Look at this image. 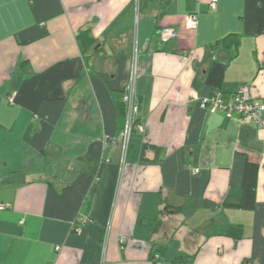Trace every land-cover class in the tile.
<instances>
[{
  "label": "crops",
  "instance_id": "1",
  "mask_svg": "<svg viewBox=\"0 0 264 264\" xmlns=\"http://www.w3.org/2000/svg\"><path fill=\"white\" fill-rule=\"evenodd\" d=\"M212 1L0 0V264H264V127L201 101H264V0Z\"/></svg>",
  "mask_w": 264,
  "mask_h": 264
},
{
  "label": "built area",
  "instance_id": "2",
  "mask_svg": "<svg viewBox=\"0 0 264 264\" xmlns=\"http://www.w3.org/2000/svg\"><path fill=\"white\" fill-rule=\"evenodd\" d=\"M210 6L212 10H215L217 8V1H212ZM197 23L198 18L196 14H190L187 16L186 26L188 28L195 29ZM177 34L178 33L174 28L166 27L161 30L160 37L164 42H167L174 38ZM138 72L139 69L137 58H134L128 81L126 82L122 93V101L126 110V124L120 134L123 143L124 157L128 149V143L133 129L136 128L140 132L145 131V125L142 123V121H138L140 118V100L134 88L135 81L138 77ZM14 96L15 94L12 93L8 97L10 103H14ZM201 101L202 107L205 109H222L226 112L227 116L231 117L234 114H238L244 120L248 122H255L258 126L264 127V101L253 99L251 88L249 86H240L229 103L224 101L222 93L220 92L203 97ZM97 179L99 178L97 177ZM11 207L12 204L10 203H1L0 211L10 209ZM86 223V219L78 218L74 222L73 229L77 232H81ZM60 249V246L56 247V250L59 251ZM157 257L159 258V256Z\"/></svg>",
  "mask_w": 264,
  "mask_h": 264
},
{
  "label": "trees",
  "instance_id": "3",
  "mask_svg": "<svg viewBox=\"0 0 264 264\" xmlns=\"http://www.w3.org/2000/svg\"><path fill=\"white\" fill-rule=\"evenodd\" d=\"M234 37V38H233ZM77 39H78V42H79V45H80V48L83 52V54H85L87 51L93 49L96 44H97V41L91 36L90 34V30L89 29H83L81 30L78 35H77ZM232 40L233 41V45L234 46H238L239 42H238V39L236 38V36H232ZM232 44L230 43H225V45L227 47L231 46ZM119 113L125 117L126 119V110H125V105L122 101V106L119 108ZM138 121H141V117L138 119ZM126 122V120H125ZM179 209H177V207H173V206H169V205H166L163 210H162V213H174V212H177Z\"/></svg>",
  "mask_w": 264,
  "mask_h": 264
}]
</instances>
